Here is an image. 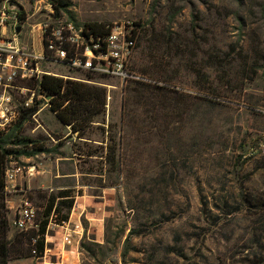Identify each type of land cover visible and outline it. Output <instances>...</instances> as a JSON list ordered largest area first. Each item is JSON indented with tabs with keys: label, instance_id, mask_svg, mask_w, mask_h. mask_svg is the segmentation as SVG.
Listing matches in <instances>:
<instances>
[{
	"label": "rangeland",
	"instance_id": "374dc122",
	"mask_svg": "<svg viewBox=\"0 0 264 264\" xmlns=\"http://www.w3.org/2000/svg\"><path fill=\"white\" fill-rule=\"evenodd\" d=\"M17 1L29 31L54 0ZM65 1L52 15L79 27L132 24L133 67L159 87L66 72L106 90L102 114L80 134L48 103L25 118L46 150L12 159L39 172L26 199L67 187L74 206L43 258L10 264H264V0Z\"/></svg>",
	"mask_w": 264,
	"mask_h": 264
},
{
	"label": "built area",
	"instance_id": "2783aa9c",
	"mask_svg": "<svg viewBox=\"0 0 264 264\" xmlns=\"http://www.w3.org/2000/svg\"><path fill=\"white\" fill-rule=\"evenodd\" d=\"M48 7L46 19L26 31L25 14L18 1L0 0V134L14 129L25 113H34L30 117L33 119L41 104H49L50 98L40 87L45 76L84 82L63 74L75 71L116 79L123 86L134 82L159 87L158 81L130 67L135 47L132 24L116 23L109 26L105 37H95L72 21L54 17L52 6ZM34 174V166L26 169L10 161L6 186ZM35 215L32 204L23 200L14 227L21 231L36 229Z\"/></svg>",
	"mask_w": 264,
	"mask_h": 264
},
{
	"label": "trees",
	"instance_id": "16d2710c",
	"mask_svg": "<svg viewBox=\"0 0 264 264\" xmlns=\"http://www.w3.org/2000/svg\"><path fill=\"white\" fill-rule=\"evenodd\" d=\"M50 5L55 12V16H58L59 10L68 8L71 6V3L65 0H54ZM24 20V18H21V21L24 22ZM83 28L95 37H105L109 31V26L101 23L85 24ZM133 39H135V50V30H133ZM133 57L134 53L131 58V69L137 73L146 75L134 69ZM96 76L99 75L86 73L87 79ZM128 84L157 89V87L134 82H129L126 85ZM40 87L44 95L50 98L49 104L51 111L63 126L69 127L72 133L80 134L84 132L86 126L92 123L96 116L102 114L106 105V90L87 82L45 76L40 83ZM33 114L25 113L20 123L10 133L6 135L0 134V264H8L13 260L19 259L38 260L43 258L46 251V238L50 225L58 227L64 226L68 222L69 212L74 206V196L69 189L60 191L57 194H50L45 201V205L42 206L41 211H35L37 228L27 231L17 230L12 237L9 236L11 223L5 193V172L8 164L13 158H30L46 152L43 145L22 135L23 123L26 121L25 118L29 119ZM114 154L115 151L112 150V154L108 156L111 164L116 163ZM26 200L32 204V199L29 195ZM64 209L67 211L65 214L62 213ZM39 213L41 214L40 219ZM17 233L19 236L16 235ZM23 240L26 242L28 253L25 254L21 247L20 250H17L16 255H13L11 248L14 245L21 246Z\"/></svg>",
	"mask_w": 264,
	"mask_h": 264
},
{
	"label": "crops",
	"instance_id": "0c3cea01",
	"mask_svg": "<svg viewBox=\"0 0 264 264\" xmlns=\"http://www.w3.org/2000/svg\"><path fill=\"white\" fill-rule=\"evenodd\" d=\"M36 115H35V117L33 118V119H35L36 118V116L39 114V113H35ZM29 120H30V118H29ZM37 156V155H36ZM35 157V156H34ZM30 158H33V157H30ZM36 174H39V172L38 173H36ZM36 174H34V175H36ZM33 175V176H34ZM27 176V175H26ZM26 176H22V177H19L17 180H16V182L15 183H13V184H9V185H7L6 186V188H5V193H6V204H7V208H8V210H9V214H10V210L12 209V206H14V201H11V199H10V197H11V194H19L20 195V203H19V206H20V204L23 202V200H26V196H25V193L23 192V187H22V185H23V179L26 177ZM30 177H32V176H30ZM29 179L27 180V183H28V185H29ZM63 190H68V188L67 187H60L59 189H58V192H60V191H63ZM28 193H30V191L28 192ZM27 193V194H28ZM10 204H12V206H10ZM9 219H10V217H9ZM24 260H30V259H19V260H13V261H11V262H9L8 264H10V263H12V262H16V261H24Z\"/></svg>",
	"mask_w": 264,
	"mask_h": 264
},
{
	"label": "water",
	"instance_id": "95a60500",
	"mask_svg": "<svg viewBox=\"0 0 264 264\" xmlns=\"http://www.w3.org/2000/svg\"><path fill=\"white\" fill-rule=\"evenodd\" d=\"M17 31L19 32V31H20V29L18 28V29H17Z\"/></svg>",
	"mask_w": 264,
	"mask_h": 264
}]
</instances>
